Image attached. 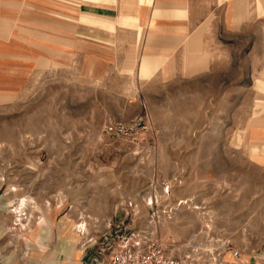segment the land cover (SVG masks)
<instances>
[{
  "label": "rangeland",
  "instance_id": "374dc122",
  "mask_svg": "<svg viewBox=\"0 0 264 264\" xmlns=\"http://www.w3.org/2000/svg\"><path fill=\"white\" fill-rule=\"evenodd\" d=\"M31 2L16 29L21 60L0 70V264L42 260L27 235L47 245L61 232L86 247L144 233L182 264H264V158L244 133L261 103L244 90L246 44L224 58L218 48L197 76L187 63L182 76L155 75L161 62H139L137 24L79 32L84 2ZM109 123L133 128L113 136Z\"/></svg>",
  "mask_w": 264,
  "mask_h": 264
},
{
  "label": "crops",
  "instance_id": "0c3cea01",
  "mask_svg": "<svg viewBox=\"0 0 264 264\" xmlns=\"http://www.w3.org/2000/svg\"><path fill=\"white\" fill-rule=\"evenodd\" d=\"M27 1L36 2L0 0V70L7 60L15 64L21 60L15 50L16 47H22L21 32L16 29H21L23 3L26 4ZM68 1L76 4L84 2L78 6L79 18L76 20L79 32L80 29H85L86 25L94 26V29L99 31L105 29L115 32L117 28L129 29L137 24L136 28H141L145 36L139 62L145 61V64L150 66L155 65L152 61L161 62L155 75L168 70L174 77L182 76L187 63L194 71L189 72L190 76H197L196 70L203 66L201 63L205 61L208 66V62L219 53L218 48L224 58L228 52L223 51L230 45L240 47L246 44L244 54L248 55V59L253 60L254 64L247 75L252 78L249 85L251 88L244 90L255 94V102L259 96L261 104L244 133L247 142L258 151L254 156L264 158V0ZM87 2L94 11H116L113 18L118 19L104 18L99 13H86L84 6ZM103 2L111 4L100 5ZM53 6L50 5L51 12L54 11ZM127 12L135 16L121 15ZM29 49L31 50V47ZM147 64L146 68L150 70L151 67ZM34 238L32 234L31 247L37 243L38 251L47 255L42 260L32 261L33 264H105L94 261L97 247H86L83 238L73 232H61L58 234V240L55 239L47 245L35 241Z\"/></svg>",
  "mask_w": 264,
  "mask_h": 264
},
{
  "label": "built area",
  "instance_id": "2783aa9c",
  "mask_svg": "<svg viewBox=\"0 0 264 264\" xmlns=\"http://www.w3.org/2000/svg\"><path fill=\"white\" fill-rule=\"evenodd\" d=\"M133 126L124 123H109L106 131L109 135L121 136L131 130ZM84 235L85 233L82 232ZM93 239L88 241L92 242ZM101 241V240H100ZM97 255L95 262L105 264H182L174 256L168 254L162 244L153 236L141 233L125 235L123 232H111L102 239L100 244L94 242ZM239 256V251L234 252Z\"/></svg>",
  "mask_w": 264,
  "mask_h": 264
},
{
  "label": "bare ground",
  "instance_id": "6f19581e",
  "mask_svg": "<svg viewBox=\"0 0 264 264\" xmlns=\"http://www.w3.org/2000/svg\"><path fill=\"white\" fill-rule=\"evenodd\" d=\"M26 203L28 204V202L25 199L22 200L21 204L19 205L20 207H17L15 209L16 214H17V218H18V222H19L18 225L21 226L22 229H24V230L26 228V225L23 224V218L22 217L26 215V214H24L25 209L27 207V204ZM77 229H78V232L77 233H79V232H80V234H82V232L85 233L84 232L85 229H86L85 228V224L83 223V224L78 225ZM27 237H29L32 240V233H30L29 235H27Z\"/></svg>",
  "mask_w": 264,
  "mask_h": 264
}]
</instances>
